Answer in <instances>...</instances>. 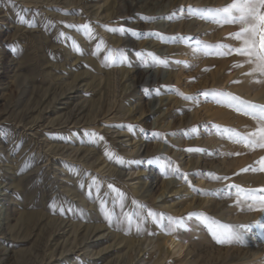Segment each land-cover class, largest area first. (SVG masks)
<instances>
[{
	"label": "rangeland",
	"instance_id": "rangeland-1",
	"mask_svg": "<svg viewBox=\"0 0 264 264\" xmlns=\"http://www.w3.org/2000/svg\"><path fill=\"white\" fill-rule=\"evenodd\" d=\"M231 2L0 0V146L5 150L0 160L11 176L8 256L3 264H172L173 245H164L162 254L154 247L168 235L161 226L149 218L145 231L137 233L139 244L123 247L119 241L125 231L109 226L100 199L117 215L135 211V200L147 206L145 213L151 209L181 217L191 211L227 225L254 223L264 216L245 202L238 204L235 189L228 187L264 188V181L253 184L264 172L241 171L258 168L264 149L234 143L222 131L244 134L255 129V121L202 95L219 90L264 105L256 82L264 75L245 78L246 65L254 67L248 57L195 51L202 44L243 46L232 36L240 25L201 18ZM29 22L36 26L28 27ZM85 23L93 29L91 37L66 27ZM104 26H123L140 35H121ZM61 32L66 38L59 37ZM101 40L99 55H93ZM74 45L82 51H74ZM108 49H122L131 66H103ZM149 51L168 66L145 67L137 52ZM135 69L148 72L149 78L136 81ZM179 93L196 99L185 100ZM220 108L229 112L224 121L215 117ZM127 125L133 126L131 132ZM86 132L104 140L92 143ZM154 132L159 136L153 137ZM189 147L205 150L193 152V166ZM105 150L125 163L110 161ZM169 166L178 167L179 173L173 175ZM208 173L228 179L215 180ZM92 176L102 182L99 193L88 187ZM109 182L125 194L123 209L107 188ZM53 201L57 208H50ZM202 230L212 246L227 247L218 244L204 224ZM232 245L238 255L225 264H264V231L253 227L242 242Z\"/></svg>",
	"mask_w": 264,
	"mask_h": 264
},
{
	"label": "snow or ice",
	"instance_id": "snow-or-ice-1",
	"mask_svg": "<svg viewBox=\"0 0 264 264\" xmlns=\"http://www.w3.org/2000/svg\"><path fill=\"white\" fill-rule=\"evenodd\" d=\"M191 11V9H189ZM202 19H212L217 24H234L240 25L239 31L232 34V36L237 40L242 42V47H231L225 44H202V47L195 49L196 52H201L205 55H217L223 56L227 54H238L248 57V62L254 64L251 72L248 75L254 73H259L264 75V0H232V2L222 8L209 9L207 14L201 17ZM146 20H154L156 17H145ZM20 23H25L23 18H20ZM28 27H35V22H29ZM68 28H76L78 30H83L87 37L93 35V29L89 23L83 25H66ZM107 31L119 32L121 35L131 32L133 36L140 35L132 29H127L123 26L119 28H108L104 26ZM153 35H158L153 33ZM59 37L66 38L65 33H59ZM162 38V37H161ZM96 46V50L92 53L93 55H99L101 51V44ZM198 44L201 42H197ZM227 48L228 51H222ZM215 49V51L213 50ZM74 51L81 52L82 49L74 45ZM137 56L141 58L145 67L162 65L167 67L168 62L155 55L153 52L149 51L147 53L137 52ZM145 56L150 59H145ZM103 66L105 67H119L123 65L131 66L127 56L122 49H108L107 54L103 57ZM177 63H184L187 66V62L177 61ZM236 67H242L243 65H235ZM207 70V69H205ZM238 82V81H237ZM261 82V81H256ZM159 95V90L156 92ZM179 95L185 100L195 101L194 96H186L183 93ZM205 97H211L217 105L226 106L229 109H234L238 113H242L245 116L251 117L256 124L254 130L247 133H240L234 129L224 128L223 132L228 133V139L233 140L234 143L244 144L246 147L256 148L259 147L264 149V105H257L241 99L239 96L234 95L229 92H223L219 90H209L202 93ZM218 129L219 125L216 126ZM128 131L131 132L133 126L127 125ZM195 128L193 132H195ZM86 136L92 137V143L97 140L103 141L104 137L95 132H86ZM153 137L159 136V133H153ZM189 152H204L202 148L190 147L186 149ZM104 155L110 160L117 164H124L125 160L123 157L116 155L114 152L105 150ZM239 155V153H236ZM257 164L258 168H245L241 171H260L264 172V157H261ZM170 167V171L173 175L179 173L178 167ZM85 176L90 174L85 173ZM208 175L215 180H226L227 177L218 176L214 173H208ZM183 179L192 187L188 180L187 174H183ZM80 187H84V182H80ZM89 188H95V191L99 193L101 191L102 182L98 177L92 176L91 183L88 185ZM229 188L235 189L236 202H245L248 204V208L251 211H258L264 213V188L260 189H248L236 184H229ZM107 188L115 193L116 202H118L120 209L125 207L124 201L126 199L125 194L112 183H107ZM196 189L193 188V191ZM107 195V193H105ZM132 203L136 206L135 211H123L121 215H117L113 209L108 207V202L104 199H100L99 208L110 227H116L118 229L124 230L125 234H129L133 228L137 233L145 231V223L150 218L153 224H157L162 227L165 234L172 235L180 230H187L188 225L185 222L186 219L190 220L195 217L200 223L204 224L208 230L211 232L215 241L220 245L232 244L236 242H242L244 235L247 231H250L253 227L264 231V216L256 220L254 223L240 224V225H227L219 223L208 217L203 213H189L187 217H172L171 215H166L164 213H158L154 210L148 209L146 205L140 204V202L133 200ZM58 205L55 201L50 203V208H57ZM61 214H63V208H61ZM167 220V224H165Z\"/></svg>",
	"mask_w": 264,
	"mask_h": 264
},
{
	"label": "bare ground",
	"instance_id": "bare-ground-1",
	"mask_svg": "<svg viewBox=\"0 0 264 264\" xmlns=\"http://www.w3.org/2000/svg\"><path fill=\"white\" fill-rule=\"evenodd\" d=\"M224 29L225 28H222V31ZM249 65H251V64H249ZM252 68H253L252 66L246 65L245 78L250 76V75H248V73L251 72ZM219 69H220V67H219ZM132 76L134 77V79L136 81H140V80H143V79L145 80V79L149 78L150 75L148 74V72H144L140 69H135ZM154 76L155 75L152 74V78H155ZM241 85L243 86L244 83L242 82ZM259 86H260V89L257 91V94L259 96V101L264 103V80H262L260 82ZM207 113H209V112H207ZM214 113H212V114H214L216 118H219L221 121H224L226 119V114H228L229 112L226 109L220 108V109L216 110V112H214ZM249 123H251V122L249 121ZM0 151L1 152L5 151V150H3L2 146H0ZM190 155L193 157V152H191ZM196 161H197V158H195V157L190 158V162H191L190 164L192 166L196 163ZM258 174H259V172H258ZM242 179H243V177H242ZM237 180H239V179H237ZM254 180H256V182H254L253 184L256 185V184L264 181V176H258ZM10 188H11V176L4 170L3 163L0 160V264H3L6 261L7 256H8V249L5 246V242H6V238H7L5 230L7 227V223L9 221L10 207H9V202L7 201V198L9 196V189ZM185 189H186V187H185ZM133 191H134V189H133ZM207 207L211 208V204H208ZM238 207L240 208L241 206L238 205L237 208ZM187 209H189V208H187ZM189 213H193V212H191V211H185L184 213L182 212L181 217L186 218L187 214H189ZM185 222L188 225L187 230H180V231H178L172 235H167L166 237H164L162 239H158L156 241V243H154L155 244L154 247L156 248V250L158 252H160L158 254H162V251H163L162 249H163L164 245H166V246L173 245L174 249L172 252H173V254L175 253L174 255H176V257H173L174 260L172 261V264H225V263H228L227 261H229V259H234L238 255L237 247H234L232 244H227V247H225V248L222 247L223 249H221V247L218 248V247L212 246V244H210V240L206 237L208 235H206L204 233V231L202 230V223H200L198 220H196L195 217H193L190 220L186 219ZM220 223L224 224L225 222L222 221ZM138 234L134 228L129 234H126V235L124 234L125 236H121L119 243H121L123 245V247L133 248V246H135L136 243L139 244V242H140L139 239L136 240ZM154 252H156V251H154ZM157 259H160V258L158 257Z\"/></svg>",
	"mask_w": 264,
	"mask_h": 264
}]
</instances>
